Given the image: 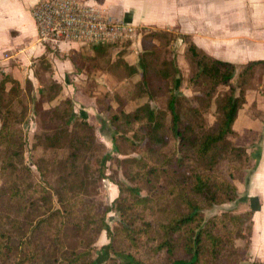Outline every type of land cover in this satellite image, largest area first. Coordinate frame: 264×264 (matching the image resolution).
Returning a JSON list of instances; mask_svg holds the SVG:
<instances>
[{
    "label": "trees",
    "instance_id": "obj_1",
    "mask_svg": "<svg viewBox=\"0 0 264 264\" xmlns=\"http://www.w3.org/2000/svg\"><path fill=\"white\" fill-rule=\"evenodd\" d=\"M168 33L145 32L136 65L123 57L113 63V69L127 71L119 77L113 70L115 77L133 79L130 96L118 97L116 105L107 96L96 98L98 110L112 126L114 151L127 156L104 151L87 114L78 117L68 98L36 111L45 128L40 144L69 152L51 162L42 158L39 182L31 179L25 165L20 126L31 104L55 101L63 86L51 79L35 93L30 78L23 86L12 74L2 73L0 264H241L250 247L254 212L224 211L210 218L205 212L238 197L234 180L250 154L230 137L235 135L233 125L246 102L249 80L264 61L244 64L235 85L234 63L208 55L191 37H184L189 64L185 80L175 60H160L162 46L177 38ZM112 45L92 47L103 54L102 47ZM39 63L42 72L52 68L47 55ZM184 81L203 95L183 93ZM139 96H146L145 102L128 110ZM158 98L164 107L153 104ZM214 103L216 120L210 123L207 114ZM172 141L176 149L165 150ZM114 160L125 166L131 183L111 177L119 195L109 205L95 199L90 188L96 184L94 174L107 178L108 163ZM53 173L61 182L55 189L46 181ZM114 209L118 224L111 228L107 215ZM103 230L110 241L97 257L95 244ZM238 239H248L247 245H236Z\"/></svg>",
    "mask_w": 264,
    "mask_h": 264
},
{
    "label": "crops",
    "instance_id": "obj_2",
    "mask_svg": "<svg viewBox=\"0 0 264 264\" xmlns=\"http://www.w3.org/2000/svg\"><path fill=\"white\" fill-rule=\"evenodd\" d=\"M39 1L41 0H0V66L21 81L23 78H32L33 69L44 55H47L52 68L64 70L73 68L70 54H90L89 51L93 49L81 43H63L58 50H53L40 42L32 14ZM83 1L107 6L115 15L137 26L140 39L144 28L172 31L180 35V41L177 40L174 49L177 51V64L183 71L189 67L184 56V37H191L208 55L234 63L237 67L234 80L244 64L264 61V0ZM139 38L132 41L128 51L123 53L122 57L129 65H136L138 62V55L142 50L141 41L138 44ZM59 55H66L67 58L62 62ZM30 71L32 75L29 74ZM106 78L114 82L113 77ZM119 81L125 85L131 82L129 78ZM184 92L189 96L193 94L188 86ZM245 97L246 102L233 125V140L247 146L254 162L247 179V193L243 198L252 199L254 224L251 250H257L261 246L264 248V80L248 87ZM86 98L87 100L80 102L83 112L88 119H98L102 123L97 132L103 133L106 130L110 133L111 124L105 114L98 110L95 99L88 96ZM127 109L130 110L128 107ZM239 190L242 189L239 187ZM112 191L113 194H118L119 189L112 185Z\"/></svg>",
    "mask_w": 264,
    "mask_h": 264
},
{
    "label": "rangeland",
    "instance_id": "obj_3",
    "mask_svg": "<svg viewBox=\"0 0 264 264\" xmlns=\"http://www.w3.org/2000/svg\"><path fill=\"white\" fill-rule=\"evenodd\" d=\"M144 33H149L152 31H158L159 33L166 32L165 30H154L150 28H144L143 29ZM169 35H172V31H168ZM144 33L142 32V39H140L139 34L137 35L136 38H139L138 44L141 41L142 48H143V35ZM174 35V34H173ZM177 38L173 41L168 46H162V53H161V58L160 60L164 58L172 59L175 60L177 63V51L174 49V44L180 41L179 38L180 35H177ZM155 43L158 44V46H161V40L158 38H155ZM178 40V41H177ZM129 42H124V43H116L113 44L112 46H104L102 49H105V52L103 54L95 53L94 48L91 49L92 51L90 54H80L78 52L70 54L69 58L70 61L72 62L73 68H68L64 70H60V68H51V70L42 72L39 69V64H37L36 68L33 69V76L31 78L34 87H35V93H37V90L40 88L41 83H49L52 80H56L60 82L63 86V89L61 90V93L59 97L49 103V102H44L39 101L35 103V105L31 104L25 119L26 121L21 124V129L23 130L24 137H25V147H24V162L25 165H27L30 168V173H31V179L34 182H39L42 181L43 178L41 177V174L38 169V165L40 164L42 158L48 157V161L51 162L56 158H63L69 155V152L67 149H51V148H44L42 146L41 140L39 137H42L45 128L43 127V124L41 123V120L39 118V115L36 113L37 110L41 109L42 107L44 108H49L50 106L56 105L60 101H64L68 98L72 99L74 102V107L75 111L79 115L78 117H81V112H83V105H81V101L87 100V96L89 98H94L96 101L97 97H103L107 96L108 99H113L114 104L116 105L115 99H118V97H126L130 96L134 90L133 86V79L130 80L131 82L129 84H121L117 76L121 77L122 75H126L127 71L126 69H123L122 67L118 70L117 68L113 69V60H117L120 57L123 56V53L128 51V46ZM142 51V50H141ZM140 51V52H141ZM61 58L62 62L67 58L66 55H59ZM118 61V60H117ZM3 67V66H2ZM0 66V80L2 79L3 75L2 73H6ZM37 70V72H36ZM113 70L115 73L118 75L115 77ZM38 71L41 72L42 78L39 79V76L37 73ZM121 71V72H119ZM51 72V73H50ZM183 77L185 80H188L189 76V67L187 70L183 71L181 70ZM18 73V72H17ZM21 74V72H20ZM30 75H32V72H29ZM26 74H23L25 76ZM113 77L114 82L111 81L109 78L106 77ZM26 77V76H25ZM28 78V77H27ZM27 78H23V86L26 83ZM137 79V76H136ZM239 76L237 75L236 79L233 80V83L235 85L238 84ZM264 80V66H258L255 70V73L253 77L250 78V84L253 85L256 82H260ZM248 81V82H249ZM183 87L181 88L183 93L184 90L187 88L188 81H184ZM249 84V85H250ZM8 87H10V84H8ZM221 89H225L221 88ZM191 93L192 96H198V95H203V93L200 91L198 93H194L192 88H191ZM187 95V94H186ZM146 96H139L135 99H132L130 104L127 106L130 110L133 109V107H137L138 105L142 104L146 100ZM153 104L158 106V107H164V100L162 98H158L157 100L153 101ZM216 103H214V106L212 108V113L207 114V119L210 123H213L216 118H215V113H216ZM106 116V115H105ZM89 118V117H88ZM87 120L94 125L97 133V140L98 144L103 146L104 151L111 152L114 156H119L120 158H124L127 155H121L118 154L114 151V144L112 140L110 139L109 132L104 130L103 133L97 132L98 129H100V121L98 119H88ZM110 124V121H109ZM0 127H1V121H0ZM110 129L112 131V126H110ZM110 131V132H111ZM108 132V133H107ZM235 136V135H234ZM233 135L230 137L231 140L240 146L247 147L243 144H240L236 142V140H233ZM176 149V142L172 141L171 144L165 148V150H175ZM0 154H1V147H0ZM135 154H132L130 156H134ZM87 157V156H86ZM85 157V160H86ZM84 160V161H85ZM227 166H223L222 169L226 168ZM254 167V162L251 160V156L248 155V157L245 159L243 165L241 166V172L238 173L237 177L234 180V183L238 187V197L233 200L232 202L224 203L221 205L214 206L212 209H209L205 212V215L207 218H210L216 214H220L224 211H231L233 213H244L247 211L251 210V204H252V199L250 198H243L245 194L247 193V179L248 176L251 174L252 170ZM65 173V172H64ZM107 178L105 179H99L97 178V175L94 174L93 178L96 179V184L95 186H92L90 188L92 192V196H94L95 199L109 205H113L114 201L116 200L118 194L114 193L112 191V185H116L111 181V177H114L116 180L122 179L126 181L127 183H131V180L126 176V168L121 167L120 164L117 161H110L108 163V169H107ZM60 176L58 174L56 175L55 173L51 174L48 178H46V181L50 182L53 184V188L55 189L58 187L61 182L60 179H58ZM3 182V177L0 171V184ZM117 186V185H116ZM118 187V186H117ZM239 187L242 190H239ZM246 188V190H245ZM119 189V187H118ZM140 194L143 196L146 194L145 191H140ZM56 199V198H55ZM107 221L110 224V227L113 228L118 224V214L114 210L110 211L107 215ZM252 236H253V231H252ZM110 241V238L108 237L107 231L103 230L101 234L99 235L97 241H96V256L98 257L99 252L101 247L108 243ZM248 239H238L236 241V245L244 247L247 245ZM252 247V237H251V243L249 250L247 251V254L245 255L244 259L241 261V264H264V248L261 246L257 250H251ZM256 251V252H255ZM100 264H104L100 261Z\"/></svg>",
    "mask_w": 264,
    "mask_h": 264
},
{
    "label": "built area",
    "instance_id": "obj_4",
    "mask_svg": "<svg viewBox=\"0 0 264 264\" xmlns=\"http://www.w3.org/2000/svg\"><path fill=\"white\" fill-rule=\"evenodd\" d=\"M38 40L58 50L63 43L85 46L135 41L137 26L115 15L107 6L83 0H41L32 11Z\"/></svg>",
    "mask_w": 264,
    "mask_h": 264
}]
</instances>
